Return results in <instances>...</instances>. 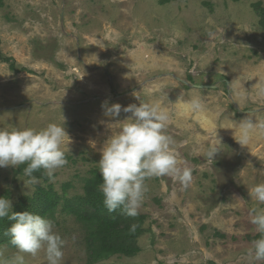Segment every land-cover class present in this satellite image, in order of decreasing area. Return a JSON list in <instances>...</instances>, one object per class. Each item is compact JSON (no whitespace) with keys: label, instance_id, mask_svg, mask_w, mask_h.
Returning a JSON list of instances; mask_svg holds the SVG:
<instances>
[{"label":"rangeland","instance_id":"374dc122","mask_svg":"<svg viewBox=\"0 0 264 264\" xmlns=\"http://www.w3.org/2000/svg\"><path fill=\"white\" fill-rule=\"evenodd\" d=\"M256 2L264 6V0H0V50L17 69L0 61V129L38 131L63 117L73 162L48 182L59 194L66 183L69 197L82 194L83 179L99 170V149L118 129L100 123L105 102L162 107L170 117L166 134L191 169L187 188L171 177L146 181L140 253L100 264H264L247 255L259 238L249 209L264 208L248 194L264 182V133L254 132L246 145L234 139V122L248 113L264 120V96L257 94L264 29ZM193 99L198 110L190 107ZM216 131L224 146L213 163L205 152ZM17 168H0V197L8 191L12 206L33 193ZM55 214L62 264H86L79 225ZM16 253L0 246L2 261ZM25 264H47L44 252L25 254Z\"/></svg>","mask_w":264,"mask_h":264},{"label":"clouds","instance_id":"9594fccd","mask_svg":"<svg viewBox=\"0 0 264 264\" xmlns=\"http://www.w3.org/2000/svg\"><path fill=\"white\" fill-rule=\"evenodd\" d=\"M257 94L264 96V82L258 85ZM190 107L198 110L200 101L193 99ZM101 108L106 119L100 123L110 130L118 126L100 147L97 163L102 181L99 190L109 213L120 210L127 217H136L147 192L146 181L151 178L171 177L184 188L191 184V169L186 161L178 158L173 147L175 141L166 134L170 117L162 107L147 102L126 107L118 103L109 106L105 102ZM122 112L129 115L120 119ZM252 117L253 114L248 113L245 119L234 122L238 128V137L234 139L240 146L248 144L254 132L264 133V120L257 122ZM61 118L62 124L49 123L38 131L0 129V168L25 165L23 186L27 191L34 193L41 183L34 173L43 170L51 179L55 171L68 162L66 153L73 141ZM222 139L216 131L205 152L209 162L214 163V158L221 153ZM89 145L95 149L97 142L89 140ZM248 194L258 205H264V182L255 184ZM248 215L259 238L251 241L247 255L253 261H264V208L252 207ZM5 217L12 221L5 235L17 253L11 261L0 260V264H25V254L36 257L41 251L47 264H62L64 240L54 230L52 220L28 210L13 212L12 201L3 196L0 197V219ZM135 227L132 225L133 231Z\"/></svg>","mask_w":264,"mask_h":264},{"label":"trees","instance_id":"16d2710c","mask_svg":"<svg viewBox=\"0 0 264 264\" xmlns=\"http://www.w3.org/2000/svg\"><path fill=\"white\" fill-rule=\"evenodd\" d=\"M173 0H159L161 5ZM237 2L238 0H232ZM252 9L259 18V25L264 29V6L261 2L253 3ZM1 43V42H0ZM0 61L9 65L10 70L17 71L13 60L4 57L0 50ZM191 82L190 80H188ZM67 161H72L66 155ZM21 165L15 170L16 175H23ZM82 181V194L69 197L67 189L70 184L62 186V193L59 194L52 184H48L49 178L43 170L34 173L43 185L36 187L31 195H24L12 206L13 212L30 211L39 214L47 219H55L57 211L60 214L72 217L79 225L82 233L86 264H100L113 256L126 258L135 257L141 249L138 240L145 234L146 216L138 214L136 217H127L121 214L120 210L109 213L103 205V197L99 190L102 182L98 169H92ZM7 196L6 191L1 197ZM12 221L7 217L0 219V246L5 245L14 248L10 243V238L5 235ZM132 225H136L132 230Z\"/></svg>","mask_w":264,"mask_h":264},{"label":"water","instance_id":"95a60500","mask_svg":"<svg viewBox=\"0 0 264 264\" xmlns=\"http://www.w3.org/2000/svg\"><path fill=\"white\" fill-rule=\"evenodd\" d=\"M169 75L172 76V77H174L172 74H169ZM174 78H175L176 80L180 81L181 83H183V84L189 86V84H188L186 81L181 80V79H179V78H177V77H174ZM191 87H194V88H196V89H210V88H212V87H214V86H206V85H191ZM240 113H242V112H240Z\"/></svg>","mask_w":264,"mask_h":264}]
</instances>
